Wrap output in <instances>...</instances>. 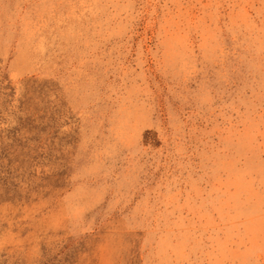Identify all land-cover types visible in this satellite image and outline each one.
I'll list each match as a JSON object with an SVG mask.
<instances>
[{
    "label": "rangeland",
    "instance_id": "rangeland-1",
    "mask_svg": "<svg viewBox=\"0 0 264 264\" xmlns=\"http://www.w3.org/2000/svg\"><path fill=\"white\" fill-rule=\"evenodd\" d=\"M0 264H264V0H0Z\"/></svg>",
    "mask_w": 264,
    "mask_h": 264
}]
</instances>
